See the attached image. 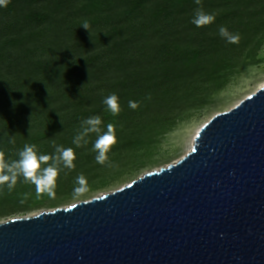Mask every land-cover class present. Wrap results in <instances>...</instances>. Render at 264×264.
Masks as SVG:
<instances>
[{
  "label": "trees",
  "instance_id": "1",
  "mask_svg": "<svg viewBox=\"0 0 264 264\" xmlns=\"http://www.w3.org/2000/svg\"><path fill=\"white\" fill-rule=\"evenodd\" d=\"M184 1L117 0L111 6L121 9L120 14L105 8L102 14L107 21L111 16L114 20L99 26L91 22L95 13L86 11V0H10L7 7H0V142H8L12 153L34 144L38 154L39 140L62 142L76 150L75 169L60 171L72 180L94 171V157L80 159L83 156L73 143L88 117L99 115L115 125L117 143L109 152L115 155L106 164L117 163L137 149L153 115L164 105H173L178 84L196 83L192 71L196 62L207 77L229 62L222 59L230 56L233 44L222 37L215 42L198 38L218 32L222 22L206 30L196 27L191 23L194 12L188 19L184 16L189 13ZM209 1L206 12L226 15L233 23L226 25L230 33L246 34L235 20H252L254 13L247 12L256 1L245 6L243 0H211L208 7ZM83 21H90L88 30L81 26ZM224 45L228 48L221 51ZM112 93L124 111L102 118L109 112L103 100ZM129 100L138 101L139 108H129ZM132 124L139 129H129ZM96 138L90 133L81 151L93 147ZM45 148L55 153L54 147Z\"/></svg>",
  "mask_w": 264,
  "mask_h": 264
},
{
  "label": "water",
  "instance_id": "2",
  "mask_svg": "<svg viewBox=\"0 0 264 264\" xmlns=\"http://www.w3.org/2000/svg\"><path fill=\"white\" fill-rule=\"evenodd\" d=\"M0 264H264V85L203 124L179 161L0 222Z\"/></svg>",
  "mask_w": 264,
  "mask_h": 264
},
{
  "label": "rangeland",
  "instance_id": "3",
  "mask_svg": "<svg viewBox=\"0 0 264 264\" xmlns=\"http://www.w3.org/2000/svg\"><path fill=\"white\" fill-rule=\"evenodd\" d=\"M86 1L88 3L86 11L88 10V13L92 14L95 13V18H92L91 22L95 23L96 26L104 25L108 22L106 16L102 14L106 10L113 9V13L117 16L120 14L121 9L111 6L116 4L117 0ZM186 1H184L185 8H188L189 13H186L184 16L187 19L189 18L188 14L195 12L197 7L202 6L204 10L207 8V0H201V5L199 6L195 3V0ZM243 1L245 6H248L252 1H256L258 4L252 3L249 5L247 14L251 15L254 13L251 16L252 20H240L238 18L235 20L236 23L238 22V24L241 23L243 25L246 34L240 36L239 42L230 47V56L222 59L225 64L229 61L228 64L224 66L221 63L219 70L215 71V74L212 71L213 76L207 77L203 74V71L198 69L199 64L196 62L192 70L193 72L195 71L196 83L193 85L190 83V80H183L182 84H178V92L172 94L173 100L171 102L173 105L171 107L164 105L159 110L158 115H153L154 118L151 121L153 124H150L151 128L147 131L145 139L136 143L137 149L131 151L130 154L126 155V157L124 156L117 163L104 164V166L99 164L97 165L99 167H96V152L92 150L93 147L85 146L84 152L81 151L80 147L77 148V151L83 156L80 159L90 156L94 157L92 162L95 165L93 167L94 171L85 175L89 190L80 197H73V189L77 185L75 184V180L70 179L64 172H59L58 174L55 199H50L47 195H42V198L37 199L36 191L33 192L31 190L30 183H25L22 176L18 177L17 184L11 192L8 191L6 185L0 188V222L16 217L35 215L39 212L59 207H68L80 201L90 200L102 194L120 189L146 173L159 170L162 167L179 161L191 150L194 137L203 124L214 115L230 110L263 86L264 0ZM210 3L211 0L208 3V7ZM239 7L236 6L235 8L238 9ZM167 10L172 11L173 8ZM207 12L209 13V11ZM211 13L215 15V21L206 25L203 29L206 30L208 26H215L219 21L224 26L233 24L232 20L225 17L226 15L218 16L217 13ZM113 20L114 17L111 16L110 21ZM89 22L87 21V23ZM91 27H93L92 24ZM207 34L204 37L200 35L198 38L203 41H220L221 36L219 32H207ZM200 39L199 41H201ZM203 45L205 47L208 46V44ZM227 48L228 46L224 45L220 50L225 51ZM226 54H228V51ZM197 91L199 93L198 96H196ZM120 107L124 111L121 105ZM109 116L111 118L116 117L108 112L107 114H103L102 118ZM102 120L104 123L102 124L105 127L110 123L109 120ZM144 123L146 124L147 122ZM119 127H122V123ZM131 127H134L133 131L139 129L133 124L129 125V129ZM117 134L116 132V136ZM53 140H39V154L54 155L55 153L51 152V150L47 152L45 148V146H50L53 149L54 144L58 145L59 141ZM8 144L6 141L0 142V151L5 153L6 161L18 160L19 152L12 153V149L10 146L8 148ZM59 145L64 146L65 144L60 142ZM113 155L115 153L108 155V158L110 159ZM25 194H27L26 197ZM29 196L32 198L28 199Z\"/></svg>",
  "mask_w": 264,
  "mask_h": 264
},
{
  "label": "clouds",
  "instance_id": "4",
  "mask_svg": "<svg viewBox=\"0 0 264 264\" xmlns=\"http://www.w3.org/2000/svg\"><path fill=\"white\" fill-rule=\"evenodd\" d=\"M9 3L10 0H0V7H7ZM195 3L199 6L201 5V0H195ZM214 21L215 15L206 12L203 7L200 6L195 9L191 23L196 27H204ZM81 26L87 30L89 28L87 21ZM218 32L228 43L235 44L240 40L239 34L230 33L228 28L224 25L219 27ZM103 103L106 105V110L109 111L112 116H118L121 112L119 97L115 93L105 97ZM128 106L132 110H136L139 108V102L129 100ZM101 124L102 119L99 115L84 119L81 122V130L78 131L73 138V143L79 148L88 143L86 137L90 133L97 134V139L92 150L96 152V162L104 165L108 162V153L117 143V136L116 128L113 123H108L106 125V131H102ZM10 142L14 143L15 141L13 139ZM53 146L55 148V154L48 155L38 154L36 145L34 144H25L23 149L18 153L19 159L11 162L6 161L5 153L0 151V188L6 185L8 191L11 192L17 184L18 177L22 176L25 183L35 185L37 199L42 198V195H47L50 199H55L58 174L63 169L69 171L75 169L76 165L74 161L76 160V154L71 147L65 148L63 145L55 144ZM42 165H44V167H42ZM75 184L77 186L74 187L72 193L74 198L80 197L88 192V182L83 174L75 178ZM26 196L27 194H25V197ZM21 202L23 203V201Z\"/></svg>",
  "mask_w": 264,
  "mask_h": 264
}]
</instances>
